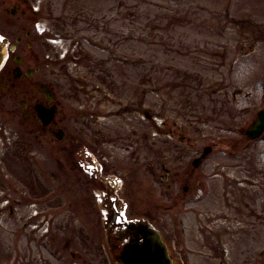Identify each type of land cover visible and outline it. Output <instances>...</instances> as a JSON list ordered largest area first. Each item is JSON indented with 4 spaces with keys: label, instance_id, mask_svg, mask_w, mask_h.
<instances>
[{
    "label": "rangeland",
    "instance_id": "1",
    "mask_svg": "<svg viewBox=\"0 0 264 264\" xmlns=\"http://www.w3.org/2000/svg\"><path fill=\"white\" fill-rule=\"evenodd\" d=\"M17 37L32 43L36 79L56 82L68 97L81 101L82 90L93 97L91 87L99 85L109 96L101 105L125 109L119 101L131 93L134 123L143 125L147 111V146L160 140L151 125L162 119L156 113L162 81L191 84L170 104L184 120V137L195 142L183 147L185 170L178 176L188 190L168 191L147 151V219L174 264H264V131L257 140L244 134L264 110V0H0V38L13 46ZM197 43H211V59L203 56L211 65L203 59L198 68L185 57L184 49ZM122 119L121 125L111 117L97 121L114 130L128 126ZM206 146L211 153L188 182V159ZM65 202L57 196L54 264H115L101 225L71 222Z\"/></svg>",
    "mask_w": 264,
    "mask_h": 264
},
{
    "label": "flooded vegetation",
    "instance_id": "2",
    "mask_svg": "<svg viewBox=\"0 0 264 264\" xmlns=\"http://www.w3.org/2000/svg\"><path fill=\"white\" fill-rule=\"evenodd\" d=\"M16 39L7 50L8 64L0 71V118L5 119L0 121V264H54L59 195L68 201L64 203L68 220L101 225L115 258L129 243L121 238L122 225L148 220L147 151L153 156L150 164L160 166L166 189L187 191L178 176L185 170L183 147L192 149L195 142L184 137L183 126L169 120L167 112L161 114L160 125L152 123L160 140L151 143L148 138V146L147 111L143 125L105 129L97 121L103 116L88 106L92 94L82 90L78 101L64 95L56 82L36 79L40 67H32V43ZM91 88L99 95L98 105L109 102L102 87ZM70 100L77 108L69 105ZM135 113L125 119L134 122ZM205 149L209 155L211 147L206 146L188 159L192 173L188 182H194L207 158L196 164Z\"/></svg>",
    "mask_w": 264,
    "mask_h": 264
},
{
    "label": "water",
    "instance_id": "3",
    "mask_svg": "<svg viewBox=\"0 0 264 264\" xmlns=\"http://www.w3.org/2000/svg\"><path fill=\"white\" fill-rule=\"evenodd\" d=\"M15 13V9L11 11L12 15ZM16 41H19V39H16ZM7 48L8 40L0 38V69L5 62V49ZM263 131L264 111H261L258 113L252 127L246 131V135L250 139H256ZM208 152L209 149H205L204 154L196 161L197 165L206 157ZM122 227L121 238L129 240V243L124 247L121 254L115 257L116 264H174L160 233L149 223L143 221L130 222L122 225ZM128 236L131 238H128Z\"/></svg>",
    "mask_w": 264,
    "mask_h": 264
},
{
    "label": "bare ground",
    "instance_id": "4",
    "mask_svg": "<svg viewBox=\"0 0 264 264\" xmlns=\"http://www.w3.org/2000/svg\"><path fill=\"white\" fill-rule=\"evenodd\" d=\"M209 36V35H208ZM207 36V37H208ZM210 37V36H209ZM205 38V36L203 37V39ZM207 42H211V41H207ZM207 44V43H206ZM207 46H209V48H207ZM206 47H203L200 46L198 47V43H197V48H195L193 51L190 50V48H186L184 49V54H185V57H187L188 61L189 60H193L195 61L196 60V63H197V66L199 68V66L201 65V62L200 60H203V56H207L211 59L212 57V49H211V43H208ZM222 54L220 53V51H218L217 53L219 55H223L225 53L224 50H221ZM193 52H197L196 55L193 54ZM209 58H206L204 59L203 63L207 66L211 65V60ZM207 62H206V61ZM208 69L205 68V72H204V75H203V78L205 81H209L211 78H212V75L210 76ZM162 97L160 95V99H161V108L159 109L158 112H156L159 116H161L162 113H165L167 112V114H171L173 113V115L171 116L172 119L176 120L177 123L179 125H182L184 126V120L181 116L178 115V112H176L173 108H171V105L173 103V101L175 100L176 98V95L178 94V90L180 89V87H184L186 86L187 89H192V86L191 84H184V83H181L180 84V81H177L174 77H172V79H170L168 81V83H164L162 81ZM160 86V87H161ZM169 89H172L173 92H169ZM97 96V92H93V98H91V100L88 101V106H90L91 110L95 111V112H99L104 118H109L110 116H112L113 114L115 113H119L120 116H119V119H115L113 120L114 123H124V119L122 118H127L129 117L128 113H133L136 111V107H135V104H136V101L133 99V95L131 93H127L125 96L122 95V99L119 101L121 107H125V109H122V108H117V109H114V106H105V105H101V106H98L99 104V100H97L95 97ZM126 97V100L125 98ZM159 98V97H158ZM159 99V100H160ZM122 101V103H121ZM204 101V100H203ZM207 101V104H205V108L206 109H209L210 106H209V102H208V99L205 100ZM205 103V102H204ZM171 104V105H170ZM138 109H142V110H145L144 107L142 106H139ZM191 111L193 112L192 108H191ZM127 113V114H126ZM126 114V115H125ZM169 116V115H168ZM190 121V120H188ZM127 123L128 125H132V124H135L134 122H130V120H127ZM190 123H192L193 125H195L197 123V120L196 119H192L190 121ZM138 125V124H136Z\"/></svg>",
    "mask_w": 264,
    "mask_h": 264
}]
</instances>
